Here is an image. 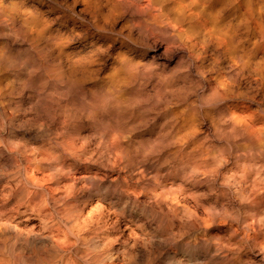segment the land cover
I'll list each match as a JSON object with an SVG mask.
<instances>
[{"label":"clouds","instance_id":"9594fccd","mask_svg":"<svg viewBox=\"0 0 264 264\" xmlns=\"http://www.w3.org/2000/svg\"><path fill=\"white\" fill-rule=\"evenodd\" d=\"M0 264H264V0H0Z\"/></svg>","mask_w":264,"mask_h":264}]
</instances>
